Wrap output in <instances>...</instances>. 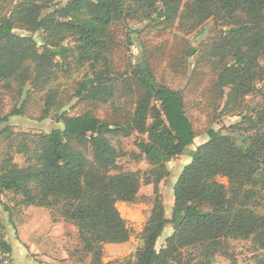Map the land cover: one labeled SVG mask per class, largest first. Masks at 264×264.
<instances>
[{"label": "trees", "instance_id": "trees-1", "mask_svg": "<svg viewBox=\"0 0 264 264\" xmlns=\"http://www.w3.org/2000/svg\"><path fill=\"white\" fill-rule=\"evenodd\" d=\"M183 3L61 0L48 8L42 0H20L8 15L0 16V84L30 77L29 61L39 80L52 72L56 57L72 56L89 64L92 71L79 83L78 95L92 102L111 100L114 89L107 68L111 28L127 7H137L138 13L155 14L165 23L178 16L192 21L194 27L211 18L221 21L225 28L217 53L231 60L224 64L218 84L222 89L230 86L229 99L239 105V98L253 91L254 81L264 74L260 62L264 59V0H187L182 10ZM16 28L41 31L42 50L37 49L33 35L19 34ZM68 36L76 46L62 44ZM132 73L142 93L127 125H113L87 112L60 116L63 126L39 135L34 149L21 134L17 149L31 163L20 167L8 152L0 163V193L21 195L26 205L58 207L60 215L77 227L89 264H213L219 252L236 261V255L230 254L231 242L244 240L254 246L257 264H264V215L250 207L264 175V103L250 114H241V120L225 132L209 129L208 140L188 150L196 134L183 95L160 84L147 60L137 63ZM23 109L24 104L0 114V139L10 147L20 135L2 124L22 115ZM134 131L147 133L151 140L139 146L157 167V180L169 173L167 163L172 158L186 154L191 161L175 184L172 218L165 216L158 197L135 260L105 263V244L123 243L131 236L116 202H134L141 185L136 173H112L122 153L110 138L128 137ZM90 149L92 159L87 154ZM219 175L227 177L229 184L219 182ZM5 211L10 207L5 206ZM169 223L174 233L157 250V240ZM0 228H4L1 222ZM191 248L199 249L203 260L195 263L194 256L185 253ZM0 251H13L1 232Z\"/></svg>", "mask_w": 264, "mask_h": 264}, {"label": "rangeland", "instance_id": "rangeland-1", "mask_svg": "<svg viewBox=\"0 0 264 264\" xmlns=\"http://www.w3.org/2000/svg\"><path fill=\"white\" fill-rule=\"evenodd\" d=\"M61 0H42V5L54 8ZM185 1L182 10L185 8ZM20 0H0V16L8 15ZM135 7V6H134ZM155 14L138 13L137 7L126 8L123 16L112 25L108 56L110 60L109 78L114 89L113 98L107 102H92L82 99L78 93L79 83L87 74H92L89 64L78 62L74 57L58 56L54 60L52 72L39 80L32 75L21 79L14 77L7 84H0V114H9L24 104L23 114L11 116L2 127H9L15 134L14 147L7 140L0 139V163L10 152L13 161L20 167L31 162L27 155L18 151L19 142L26 137L34 149L37 137L60 128L62 115H80L87 112L113 125H127L133 116L142 89L133 78L132 70L142 60H147L160 84L166 85L184 97L185 111L192 121L196 134L194 144L188 150L208 140V130H229L232 124L241 120V114H250L264 103V74L254 81V90L240 97V104L229 99L231 87L224 89L218 84L219 74L231 58H222L217 53L224 25L217 19L194 27L192 21L179 16L172 22H164ZM19 34L33 35L37 49L42 50V33L16 28ZM65 46L77 45L68 36L62 42ZM194 50V51H193ZM264 67V59L260 60ZM102 66L99 65L98 68ZM263 70V68H262ZM262 73V72H261ZM264 73V70H263ZM149 123L152 119L148 120ZM23 135V137L21 136ZM111 142L122 153L113 174L132 172L139 175L141 185L134 202L117 201L121 216L131 229V236L123 243H107L103 250V261L135 260L137 252L145 242L144 230L151 218L155 202L160 197L165 208V216L172 218L174 187L184 169L191 161L188 155H179L167 163L169 173L161 176L155 173L146 152L139 144L149 145L147 133L134 131L130 136L111 137ZM92 159L91 149L87 151ZM256 187L258 196L251 200L250 207L264 215V175ZM217 180L228 185V178L219 175ZM5 206L10 211H5ZM0 222L4 235L13 251H0V264H89L90 256L83 250L77 227L66 221L55 209L26 205L23 197L12 192L0 193ZM174 225L167 224L156 243L160 250L174 233ZM231 252L236 261L221 252L216 254L213 264H257L255 248L251 241H232ZM192 254L195 263L203 260L197 248L185 249Z\"/></svg>", "mask_w": 264, "mask_h": 264}]
</instances>
